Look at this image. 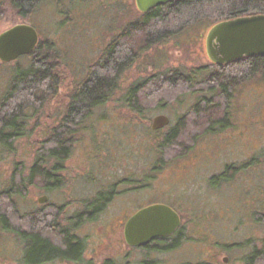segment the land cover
<instances>
[{"label":"rangeland","instance_id":"374dc122","mask_svg":"<svg viewBox=\"0 0 264 264\" xmlns=\"http://www.w3.org/2000/svg\"><path fill=\"white\" fill-rule=\"evenodd\" d=\"M140 15L134 0H48L25 21L7 3L1 6L0 34L15 25L29 24L39 38L56 44L61 57V83L56 95L53 92L49 93L51 96L46 95L38 113L28 119V134L17 140L11 151L0 150V191L9 183L15 164L20 165L21 175L28 181L39 144L62 118L68 93L113 38L123 31L130 32L127 45L134 53L132 56L154 42L148 38L151 41L147 43L146 36L131 27ZM170 26L166 29L173 31L171 38L152 44L138 55L121 74L110 100L80 125L75 134L77 140L63 164L66 186L52 192L32 186L24 197L15 198L20 213L52 206L55 215L59 213V223L65 226L82 209L83 202L101 191H112L114 200L105 211L76 230L84 242V264H102L106 260L113 264L143 261L140 248L125 244L123 226L135 211L150 204L180 210L187 239L174 251L151 255L154 264H224V259L226 264H243L244 257L264 239V226L254 221L264 212L262 73L235 77V86L223 109L225 127L215 126L211 133L191 139L190 152L183 158L170 160L160 172L153 169L157 142L176 125V120L186 117L202 96V89L194 94L185 90L174 92L161 101L169 102L168 105L142 116L129 113L125 106L127 88L136 82L155 81L163 73L172 75L170 71L189 74L199 70L198 80L206 73H213L205 52L210 22ZM13 64H0V97ZM211 103L221 104L216 97ZM200 105L206 106L203 100ZM159 115L168 117L170 125L156 133L150 126ZM227 167L241 168L232 174L227 171L229 182L212 188L210 179L225 174ZM42 197L47 201L39 204L38 199ZM246 242L252 247L245 245ZM21 257L20 243L10 235H0V264H20Z\"/></svg>","mask_w":264,"mask_h":264},{"label":"trees","instance_id":"16d2710c","mask_svg":"<svg viewBox=\"0 0 264 264\" xmlns=\"http://www.w3.org/2000/svg\"><path fill=\"white\" fill-rule=\"evenodd\" d=\"M46 1L48 0H0V8L7 3L25 21ZM255 15H264V0H178L141 13L139 20L131 25L146 36L147 43L151 41L148 38L154 40L149 46L141 48L136 56H132L134 53L127 45L130 32L123 31L111 40L96 62L88 66L85 76L68 93L62 118L39 144L28 181L23 179L20 165L15 164L9 183L0 191V235H10L20 243V264H84V242L76 235V230L98 217L94 212L104 208L107 199L113 194L111 191L99 192L93 200L83 202L82 209L75 212L65 226L59 223V213L55 215L52 206L20 213L15 198L24 197L32 186L45 192L60 190L66 186L62 175L63 164L77 140L75 134L95 109L110 100L118 88L121 74L133 64L135 58L152 44L171 38L173 31L166 29L170 25L188 27L210 22L213 26L222 21ZM60 58V52L53 41L39 38L34 51L19 58L12 65L10 77L0 97V150L11 151L14 143L28 134V119L38 113L41 100L50 95V92L56 95L61 83ZM22 60L25 64L20 63ZM250 62L215 67L212 74L207 73L199 80V70H193L189 74L170 71L172 75L163 73L155 81H140L127 88L124 103L128 112L135 116H142L150 110L168 105L169 102L165 104L161 101L166 100L163 97H169L174 92L185 90L188 94H194L202 89V96L197 97L198 102L191 107L186 117L178 119L176 125L157 142V160L153 169L163 168L170 160L185 157L192 149L191 143L195 137L204 136L206 132L211 133L215 126L225 127L223 109L235 86V77H245L250 73L255 75L257 72L264 76V58H253ZM146 88L153 91L149 93ZM213 97L218 98L221 104L214 106L211 103ZM201 100L206 104L205 107H200ZM250 165L251 162L249 167ZM239 169L227 167L225 174L210 179L211 187L217 188L229 182L226 179L227 171L232 174ZM254 221L264 226V212ZM185 241L187 239L181 225L175 235L154 239L141 247L144 258L140 264H154L151 255L174 251ZM245 245L252 247L249 242ZM258 262H264V239L258 248L253 247L243 259V264ZM103 264L113 262L106 260Z\"/></svg>","mask_w":264,"mask_h":264},{"label":"water","instance_id":"95a60500","mask_svg":"<svg viewBox=\"0 0 264 264\" xmlns=\"http://www.w3.org/2000/svg\"><path fill=\"white\" fill-rule=\"evenodd\" d=\"M144 14L178 0H134ZM39 41L37 31L28 24H18L0 34V64H9L30 55ZM208 60L216 65L235 63L242 58H264V15L240 17L213 25L205 37ZM169 119L159 115L152 120L151 130L164 128ZM46 197L38 199L44 204ZM175 211L163 204L141 208L123 226V238L130 248H141L154 239L172 236L180 226Z\"/></svg>","mask_w":264,"mask_h":264},{"label":"flooded vegetation","instance_id":"af4514ba","mask_svg":"<svg viewBox=\"0 0 264 264\" xmlns=\"http://www.w3.org/2000/svg\"><path fill=\"white\" fill-rule=\"evenodd\" d=\"M252 59H253V57L252 58H242L241 60H239V61H237V62H235V63H230V64H227V65H216V64H213L212 62H210L209 61V63H210V65H211V67H213V69L212 70H214L215 69V67H225V66H230V65H235V64H237V65H239V63L240 64H243L244 62H246V64H248V63H251L250 61H252ZM207 74V73H206ZM168 118V117H167ZM169 119V118H168ZM176 122H177V120H176ZM169 125H170V119H169V123H168V125L167 126H165L164 128H167V127H169ZM164 128H162V129H164ZM150 129H151V126H150ZM162 129H159V130H156V131H153V130H151V131H153V132H158V131H160V130H162ZM168 166V165H167ZM166 166H164L163 168H160V167H158V169H155V171L157 170L158 172H160L161 170H163L164 168H165ZM213 178V177H212ZM102 192V191H101ZM107 192V191H106ZM110 192V191H109ZM112 192V191H111ZM113 193V192H112ZM98 194V193H97ZM96 194V195H97ZM113 195V194H112ZM95 198V197H94ZM94 198H92L91 200H93ZM114 200V197L113 196H111L109 199H107V201H106V203H105V206H104V208L102 207V208H100L99 210H97V212H94L95 214H97V216H100L104 211H105V209L107 208V206H108V204L111 202V201H113ZM150 205H152V204H150ZM164 205V204H163ZM149 206V205H148ZM167 206V205H166ZM146 207V206H145ZM169 207V206H168ZM142 208H144V207H142ZM171 208V207H170ZM176 208V207H175ZM141 209V208H140ZM140 209H138V210H140ZM173 211H175L176 213H177V215L179 216V218H180V226H179V228L181 227V225H182V220H181V218H182V212L180 211V210H178L177 208V211L176 210H174L173 208H171ZM80 210V209H79ZM137 210V211H138ZM137 211H135V212H137ZM90 212H92L93 213V211H90ZM134 212V213H135ZM133 213V214H134ZM132 214V215H133ZM131 215V216H132ZM178 228V229H179ZM178 229L176 230V232L178 231ZM176 232L173 234V235H175L176 234ZM172 235V236H173ZM130 248V247H129ZM105 262V261H104ZM103 262V263H104ZM142 262V261H141ZM140 262V263H141ZM223 262H224V264H226L227 263V259H224L223 260ZM102 263V264H103ZM139 263V264H140Z\"/></svg>","mask_w":264,"mask_h":264}]
</instances>
